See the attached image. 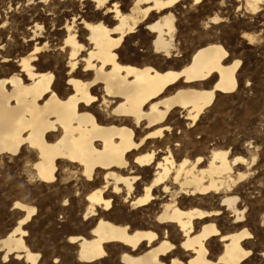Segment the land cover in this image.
Returning a JSON list of instances; mask_svg holds the SVG:
<instances>
[{
  "label": "bare ground",
  "instance_id": "6f19581e",
  "mask_svg": "<svg viewBox=\"0 0 264 264\" xmlns=\"http://www.w3.org/2000/svg\"><path fill=\"white\" fill-rule=\"evenodd\" d=\"M90 1L96 8L94 22L79 18L85 37L77 35L73 22L64 26V89L53 73L35 67L40 46L19 56L18 71L0 77V155H15L26 146L36 154L32 169L37 181L53 183L63 167L66 181L86 183L85 216L97 219L87 237H69L78 245L79 262L99 260L106 256V246L115 244L123 250V264H243L251 255L244 246L252 235L236 229L246 216L235 207L237 197L228 193L244 176H234L233 167L246 160L230 158L229 149L199 153L191 139L184 141L217 92L236 90L240 61L228 63L229 54L218 42H197L185 53L176 47L173 10L203 0H131L127 11L119 1ZM262 2L245 0L251 11ZM209 20L215 23L219 17ZM142 25L147 36L136 44L141 53L123 56L125 41ZM140 55L167 62L154 64ZM1 58L8 62L6 55ZM174 128L181 136L174 135ZM152 166L153 174L147 175ZM208 194L221 195V206L232 211V231L217 226L219 210L184 207L186 197L193 204ZM116 199L133 209L153 202L159 207L150 211L153 222H118L110 214ZM13 208L23 215L0 239L2 259L13 256L37 264L40 254L27 246L22 229L36 208L20 201ZM174 232L180 235L179 246L171 242ZM214 239L221 244L215 257L209 249Z\"/></svg>",
  "mask_w": 264,
  "mask_h": 264
},
{
  "label": "rangeland",
  "instance_id": "374dc122",
  "mask_svg": "<svg viewBox=\"0 0 264 264\" xmlns=\"http://www.w3.org/2000/svg\"><path fill=\"white\" fill-rule=\"evenodd\" d=\"M113 1H119L124 11L130 8L132 2ZM258 6L260 8L251 11L245 0H203L199 4L191 1L180 3L173 10L177 23L175 44L181 52L185 53L197 42L206 44L213 41L227 50L228 63L240 61L236 90L231 93L217 92L213 104L204 110L192 129L191 138L183 140L187 142L191 139L199 153L209 154L210 149H229L230 158L241 156L246 160L233 167L234 176L238 172L244 176L228 193L237 197L235 207L245 212L246 216V221L236 229L243 227L252 235L250 243L244 246L251 251V255L243 264L264 263L261 254L264 251V2ZM95 12L94 3L90 0H0V77L18 71L16 60L19 56H26L35 46H40L35 67L38 71L53 73L56 82L64 89L67 78V54L61 51L66 36L64 26L73 22L77 35L85 37L79 18L85 17L86 21L94 22ZM216 15L219 21L211 23L209 19ZM146 36L147 31L142 25L137 34L125 41L122 55L140 54L141 48L136 44L143 42ZM2 55L7 56V63ZM145 57L152 62L154 60V64L167 62L154 56L140 55L139 58ZM177 118L178 114L173 120ZM180 131L174 128L173 133L179 137ZM171 143L177 147L174 141ZM35 160V152L26 146L15 155H0V239L22 217L23 212L13 208V203L20 201L36 208V214L22 229L27 232L24 238L27 246L32 252L40 254L37 264H123L120 260L123 250L115 244L107 245L106 256L99 260L91 263L78 261V245L71 243L69 237H87L97 219V216H85L87 185L81 179L66 181L63 167H59L60 172H57L53 183L39 182L32 169ZM153 169L154 166L147 175L151 176ZM182 198H185L184 195ZM198 198L192 204L186 197L184 207L219 210L221 214L216 218L217 226L226 231L233 230L230 227L235 224L229 213L232 211L221 206V195L208 194ZM158 207L159 203L153 202L149 206L133 209L122 199H116L112 202L110 214L118 222L149 223L153 222L151 213L157 212ZM158 234H163V228ZM171 242L179 246L180 235L177 232L173 233ZM220 245L217 239L209 244L214 257ZM0 264L28 263L13 256L4 261L1 251Z\"/></svg>",
  "mask_w": 264,
  "mask_h": 264
}]
</instances>
